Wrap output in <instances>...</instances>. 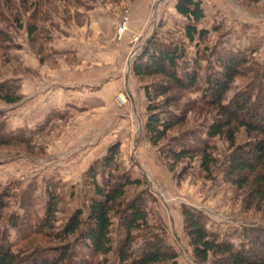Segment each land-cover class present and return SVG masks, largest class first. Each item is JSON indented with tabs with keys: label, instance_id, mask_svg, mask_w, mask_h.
I'll list each match as a JSON object with an SVG mask.
<instances>
[{
	"label": "rangeland",
	"instance_id": "1",
	"mask_svg": "<svg viewBox=\"0 0 264 264\" xmlns=\"http://www.w3.org/2000/svg\"><path fill=\"white\" fill-rule=\"evenodd\" d=\"M25 1H0V82H14L22 96L15 105L0 101V121L7 135L23 133V139L30 140L29 146L16 140L11 146L0 147V190L10 195L0 218V240L17 245L16 251L24 256L34 249L39 256L53 254L64 244L55 234L76 210L86 215L89 201L95 196L87 170L114 143H119L114 177L143 183L131 186L128 196L143 197L150 225L164 233L165 243L178 254V264H224L222 258L213 256L206 263L195 262L184 231L183 205L201 212L207 228L220 236L253 229L264 238L263 212L248 211V190L240 192L227 180L226 167L233 149L225 140L209 141L214 160L211 177L203 173L199 157L172 164L170 171V161L159 154L160 149H177L182 144L198 146L196 138H205L201 134L203 126L217 116L215 111L201 113L200 87L205 77L220 72L221 60L230 55L247 60L225 104L236 94L259 86L253 75L255 70L261 73L264 69V0H200L205 14L201 27L209 31V36L197 50L184 36V20L174 10L176 0ZM30 26L36 28L32 43L27 34ZM154 36L165 44L183 47L187 61L194 58L199 69L196 87L180 93L171 91L158 99L160 103L164 98L179 99V109L172 105L160 112L180 115L182 122L158 147L150 145L144 130L143 88L165 85L166 81L158 76L139 80L131 75L127 87L132 97L124 90L125 104L117 101L123 77L132 74L134 58ZM102 65L107 69L105 80L83 81L80 73L90 72L93 77L94 68ZM66 78L74 79L75 84H68ZM105 98L107 106L103 104ZM132 98L137 113L131 109ZM100 109L106 110L104 116L97 115ZM118 117L127 123L116 130L113 119ZM132 130L134 140L128 139ZM138 141L145 156L139 154ZM236 141L237 145L249 142L244 130ZM96 181L103 185L100 174ZM50 196L56 202L53 228H40L36 233ZM13 218L24 222L22 233L11 227ZM113 223L115 244L123 236L116 219ZM141 234L134 233V251L144 241ZM231 238L234 243L239 241L237 236ZM73 240L66 243L72 246ZM84 252L79 247L74 249L75 264L77 253L87 258Z\"/></svg>",
	"mask_w": 264,
	"mask_h": 264
},
{
	"label": "trees",
	"instance_id": "2",
	"mask_svg": "<svg viewBox=\"0 0 264 264\" xmlns=\"http://www.w3.org/2000/svg\"><path fill=\"white\" fill-rule=\"evenodd\" d=\"M22 2L26 3L25 0ZM174 10L184 20V36L188 44L194 45L197 50L209 36V31L201 27L205 19L201 1L176 0ZM27 34L32 43L36 28L28 27ZM1 36L3 35L0 33V38ZM181 48L183 47L176 43L165 44L154 36L146 41L132 62L131 72L139 80L158 76L166 81L165 85L143 88L146 100L144 130L153 147H158L173 128L182 124L179 122L180 115L173 113L168 116L160 112L172 105L176 106L179 99L164 98L161 103L158 99L167 97L171 91L186 92L198 84V61L194 58L187 61L184 49ZM246 64L245 57L230 55L221 60V69L217 75L205 77V83L200 87L202 102L199 105L203 107L201 113L205 112L207 115L208 111H215L217 117L203 126L204 132L201 134L205 138H196L198 146L182 144L177 149H160L159 154L170 161V171H173L172 164L177 165L185 159L199 157L203 173L206 177H211L214 160L210 156L212 147L209 146V141L216 138L225 140L233 149L226 167L227 180L240 192L248 190L245 199L248 211L260 209L264 214V69L261 73L259 70L254 71L253 81L259 86H253L251 92L236 94L225 104L231 85L242 75L241 71ZM254 89H257L255 95ZM21 100L17 84L12 81L0 82L1 102L15 105ZM176 107L179 109V106ZM241 130L247 134L249 142L237 145V136ZM22 135L23 133L7 135L4 122L0 121V147L11 146L16 140L28 145L30 140H24ZM118 153L119 143L112 144L105 156L100 161H95L87 170L95 196L89 201L86 215L82 210H76L55 234L58 241L64 244L50 256H39L37 249L24 256L16 251L17 245L2 238L0 264H75L72 257L75 256L76 247L80 251L84 250L87 256L86 258L77 253L76 264H178V254L165 243L164 233L156 232L150 225L143 197L128 196L131 186L139 187L143 183L124 176L114 177L118 170ZM99 174L103 177V185L96 181ZM9 197L8 191L0 190V218L7 208ZM55 211V198L50 196L45 217L36 233L40 228H53ZM181 213L195 262L206 263L213 256L222 258L224 264H264V238L256 234L255 230L247 229L240 234H228L224 237L207 228L206 219L198 210L183 205ZM115 219L123 237L114 244L112 231ZM23 224L17 218L10 222L14 230L20 231L17 233H22L20 229H23ZM135 232L143 233L141 237L144 241L134 251ZM233 236L239 237L237 243L231 240ZM70 238H74L72 246L66 243Z\"/></svg>",
	"mask_w": 264,
	"mask_h": 264
},
{
	"label": "crops",
	"instance_id": "3",
	"mask_svg": "<svg viewBox=\"0 0 264 264\" xmlns=\"http://www.w3.org/2000/svg\"><path fill=\"white\" fill-rule=\"evenodd\" d=\"M114 65V64H113ZM94 75H93V77H92V75H91V73L89 72V73H85L86 71H84V73L82 72V73H80V75H81V78H83V81H87V82H94V83H99V82H101V81H103V80H105V78H106V76H107V69H106V65H102V67H98V68H94ZM90 71V70H89ZM131 75H133V74H129L128 76H124L123 77V79H124V81H123V83L121 84V86L119 87V89H123L121 92L123 93V91H124V93H125V95H127V96H131L132 97V94L129 92V89H128V87H127V84H128V79H129V77L131 76ZM134 76V75H133ZM66 81H67V83L68 84H75V82H74V79H72V78H66L65 79ZM138 87L139 88H141V84L139 83L138 84ZM29 88V87H28ZM142 89V88H141ZM117 93V95L118 96H122V97H124L125 98V96H124V93L122 94V93ZM120 94H122V95H120ZM116 95V96H117ZM143 96H144V100H145V95H144V91H143ZM102 99H104V98H102ZM126 99V98H125ZM132 106H131V109H133V111H135L136 112V108H135V105H134V99L132 98ZM145 102H146V100H145ZM103 104L105 105V106H107V100H106V98H105V101H103ZM100 105V104H99ZM106 109V108H105ZM101 110L100 109V112L97 114L98 116H104L105 115V112H103V111H106V110ZM124 111H126V110H124ZM108 112L109 113H111L110 112V108H109V110H108ZM129 112V110H128V107H127V113ZM137 113V112H136ZM99 117V118H100ZM114 120V122H115V129L116 130H118V129H122V127L123 126H125L124 124H126L127 122L125 121V119H121V118H114L113 119ZM123 123V124H122ZM138 131V130H137ZM131 132V136L128 138V139H132V140H134L135 138H134V135H135V130H134V132H133V130L132 131H130ZM132 137V138H131ZM134 138V139H133ZM129 141V140H128ZM127 141V142H128ZM134 143V142H133ZM136 145V144H135ZM137 147H138V151H139V154H140V156H145V154L143 153V145H142V143L140 142V141H138L137 142ZM177 253V252H176Z\"/></svg>",
	"mask_w": 264,
	"mask_h": 264
},
{
	"label": "built area",
	"instance_id": "4",
	"mask_svg": "<svg viewBox=\"0 0 264 264\" xmlns=\"http://www.w3.org/2000/svg\"><path fill=\"white\" fill-rule=\"evenodd\" d=\"M117 101L120 103V105H124L125 104V99L122 96H118L117 97ZM135 153V151H134Z\"/></svg>",
	"mask_w": 264,
	"mask_h": 264
}]
</instances>
